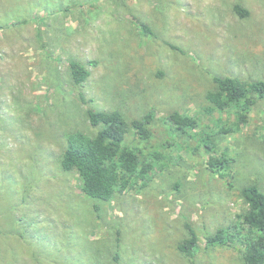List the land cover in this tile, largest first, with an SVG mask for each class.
<instances>
[{"label": "rangeland", "instance_id": "1", "mask_svg": "<svg viewBox=\"0 0 264 264\" xmlns=\"http://www.w3.org/2000/svg\"><path fill=\"white\" fill-rule=\"evenodd\" d=\"M213 77L264 82V0H0V264H244L238 243L205 239L241 226L242 188L264 193V98L240 123L211 109ZM88 110L153 117L148 140L124 141L153 169L108 202L60 167L70 134L97 132ZM188 227L193 258L178 250Z\"/></svg>", "mask_w": 264, "mask_h": 264}, {"label": "trees", "instance_id": "2", "mask_svg": "<svg viewBox=\"0 0 264 264\" xmlns=\"http://www.w3.org/2000/svg\"><path fill=\"white\" fill-rule=\"evenodd\" d=\"M234 12L240 17L248 15L238 5L234 7ZM170 48L174 49L172 45ZM69 68L76 85L83 83L89 76V71L79 62H70ZM212 80L216 90L207 96L211 109L235 108L240 123L246 122L256 98H264L263 81L244 82L231 77H213ZM87 116L90 126L96 128L97 132L93 136L78 132L70 134L60 159V167L64 172L77 173L81 190L88 199L108 202L116 194L124 193L134 182L146 180L147 174L153 169L140 148L124 143L129 129L133 130L139 140H148V126L153 117L148 113L128 124L118 112L88 110ZM169 119L182 133L196 127L193 119L178 112H173ZM205 146L210 151L207 142ZM208 166L220 178L226 177L227 159L210 157ZM240 193L247 205L241 226L238 229L235 227L234 231L218 229L206 237L205 245L216 247L238 243L244 264H264V193L256 185L246 186ZM188 234L189 237L178 245V250L188 258H193L198 246L197 239L190 227ZM113 259L118 263V255Z\"/></svg>", "mask_w": 264, "mask_h": 264}]
</instances>
